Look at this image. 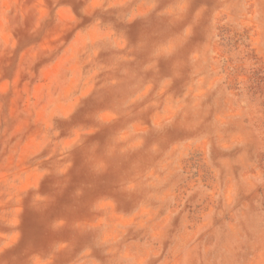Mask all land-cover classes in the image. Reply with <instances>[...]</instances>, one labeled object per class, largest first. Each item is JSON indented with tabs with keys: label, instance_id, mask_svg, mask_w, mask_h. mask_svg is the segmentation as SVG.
<instances>
[{
	"label": "rangeland",
	"instance_id": "1",
	"mask_svg": "<svg viewBox=\"0 0 264 264\" xmlns=\"http://www.w3.org/2000/svg\"><path fill=\"white\" fill-rule=\"evenodd\" d=\"M0 264H264V0H0Z\"/></svg>",
	"mask_w": 264,
	"mask_h": 264
}]
</instances>
